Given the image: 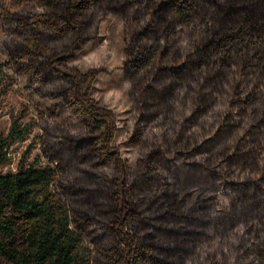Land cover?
<instances>
[{
	"label": "trees",
	"instance_id": "trees-1",
	"mask_svg": "<svg viewBox=\"0 0 264 264\" xmlns=\"http://www.w3.org/2000/svg\"><path fill=\"white\" fill-rule=\"evenodd\" d=\"M12 1L26 5L0 0V89L6 67L50 101V165L0 170V264H264V0ZM109 15L124 22L126 156L93 96L104 65L71 64Z\"/></svg>",
	"mask_w": 264,
	"mask_h": 264
},
{
	"label": "rangeland",
	"instance_id": "rangeland-1",
	"mask_svg": "<svg viewBox=\"0 0 264 264\" xmlns=\"http://www.w3.org/2000/svg\"><path fill=\"white\" fill-rule=\"evenodd\" d=\"M7 7L14 11L26 4L17 5L12 0H5ZM123 20L118 15L106 16L101 25V32L95 41L77 54L71 63L81 71L87 72L92 68L103 66L93 86V96L103 107L110 109L117 117L118 132L113 144L120 149L123 156L128 154L125 146V133L122 131L124 113L127 103V83L122 72L123 59ZM5 34L0 28V63L8 60L4 48ZM5 77L0 89V139L10 140L9 134L13 124L20 129L28 130L24 138L10 140L8 146L9 161L1 167L3 174L15 173L21 165L49 166L47 158L42 153L41 136L44 131L43 115L50 101L34 96L24 86V78L4 68ZM74 129L75 122L69 123ZM51 191V188H50ZM199 188L193 190L194 195ZM80 236V254L88 257L94 250V245L82 235Z\"/></svg>",
	"mask_w": 264,
	"mask_h": 264
}]
</instances>
